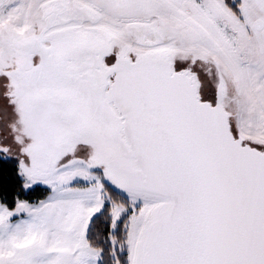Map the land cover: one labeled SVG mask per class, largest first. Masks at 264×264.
Here are the masks:
<instances>
[{
	"label": "snow or ice",
	"instance_id": "snow-or-ice-1",
	"mask_svg": "<svg viewBox=\"0 0 264 264\" xmlns=\"http://www.w3.org/2000/svg\"><path fill=\"white\" fill-rule=\"evenodd\" d=\"M0 264H264V0H0Z\"/></svg>",
	"mask_w": 264,
	"mask_h": 264
},
{
	"label": "trees",
	"instance_id": "trees-1",
	"mask_svg": "<svg viewBox=\"0 0 264 264\" xmlns=\"http://www.w3.org/2000/svg\"><path fill=\"white\" fill-rule=\"evenodd\" d=\"M44 195H46V193H44L42 191H36V192L30 193L28 195H25L22 198L28 199L30 201H35L37 199L42 198Z\"/></svg>",
	"mask_w": 264,
	"mask_h": 264
},
{
	"label": "rangeland",
	"instance_id": "rangeland-1",
	"mask_svg": "<svg viewBox=\"0 0 264 264\" xmlns=\"http://www.w3.org/2000/svg\"><path fill=\"white\" fill-rule=\"evenodd\" d=\"M25 199V198H24Z\"/></svg>",
	"mask_w": 264,
	"mask_h": 264
}]
</instances>
